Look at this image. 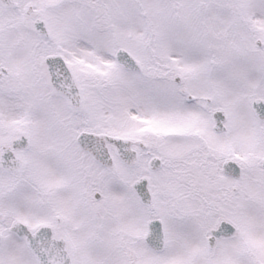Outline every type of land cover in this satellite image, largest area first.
<instances>
[{
    "label": "snow or ice",
    "instance_id": "1",
    "mask_svg": "<svg viewBox=\"0 0 264 264\" xmlns=\"http://www.w3.org/2000/svg\"><path fill=\"white\" fill-rule=\"evenodd\" d=\"M0 264H264V0H0Z\"/></svg>",
    "mask_w": 264,
    "mask_h": 264
}]
</instances>
